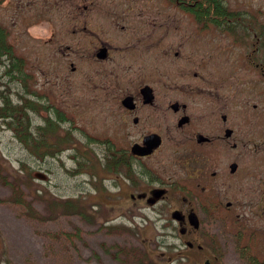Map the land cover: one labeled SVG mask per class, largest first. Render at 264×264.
Instances as JSON below:
<instances>
[{
	"label": "flooded vegetation",
	"instance_id": "obj_1",
	"mask_svg": "<svg viewBox=\"0 0 264 264\" xmlns=\"http://www.w3.org/2000/svg\"><path fill=\"white\" fill-rule=\"evenodd\" d=\"M145 1L156 8L151 14L132 12L125 0H120L119 11H103L120 23L119 28L109 26L119 41L115 47L105 41L86 51L99 63L90 70L95 82L86 75L74 82L79 51L69 45L61 51L71 66L56 88L61 101L70 100L84 119L94 105L101 113L99 136H90L99 154L92 146L84 147L83 166L86 162L85 168L97 171L102 180L104 175L113 176L112 192L106 191V184H97L102 204L128 201L131 207L154 214L152 219L134 215V220H163V228L181 242L175 264L263 262L264 133L258 135V130L264 127V10L226 4L205 10L202 0ZM78 6L70 0L69 12L77 13ZM171 10L180 16L179 23L187 18L194 27L183 31L180 24L157 17L158 11ZM99 11L94 12L101 17ZM125 15L126 24L121 23ZM144 21L146 25L137 27ZM88 31L82 26L70 35ZM186 37L193 42L183 53L176 47L180 43L173 44ZM21 60L25 62V57ZM24 76L19 74V94H26L19 96L18 118L35 129L41 144H52L51 151L44 146L35 154L52 155L62 144H73L72 149L79 151L77 142L71 141V128L61 127L73 118L64 116L52 94L29 89ZM160 84L178 88L173 100L158 89ZM240 93L252 95V115ZM229 94L245 116L244 136L232 125ZM57 128L68 132L61 134ZM235 204L246 217L234 215ZM216 220L229 234L237 259L226 255L220 237L209 231L208 223ZM170 245L167 254L176 249Z\"/></svg>",
	"mask_w": 264,
	"mask_h": 264
},
{
	"label": "rangeland",
	"instance_id": "obj_2",
	"mask_svg": "<svg viewBox=\"0 0 264 264\" xmlns=\"http://www.w3.org/2000/svg\"><path fill=\"white\" fill-rule=\"evenodd\" d=\"M69 1L0 0V25L6 29L12 54L18 58L25 57V62L18 68L20 71L14 75L24 74L30 84L29 89L36 87L52 94L50 98L64 112V116L73 118L67 119L61 127L71 128L74 135L71 141H76L75 145L80 146V150L76 151L72 149L73 144H62V148L52 155H36L35 149L24 145L5 119L0 117V264H175L181 242L163 228V220H140V217L134 220V215L152 219L154 214L151 209L133 208L128 201L102 204L97 184H106V191L110 193L109 183L113 176L104 175L102 180L97 171L85 168L86 162L83 166V162L87 161L80 155H86L84 147L92 146L99 154V146L90 136H99L101 113L100 108L94 105L84 119L80 117V114L84 115L82 110L73 109L70 100L61 101L63 97L56 88L59 87L60 78L68 76L71 68L66 58L61 56V51L68 45L79 51L74 82H79L84 75L90 77V83L95 82L90 70L91 66L98 68L99 63L88 57L86 51L96 49L100 42L108 41L112 47L118 44L119 39L112 35L109 26L119 28L120 23L102 13L119 11L122 7L119 6L120 0H72L79 5L75 13L69 12ZM221 1L228 8L264 10V0ZM187 2L192 3L193 0ZM125 3L133 8L132 12L140 10L151 14L156 10L145 0H125ZM83 4L91 8L82 11ZM97 9H100L98 13L101 17L94 12ZM158 12V18L180 24L183 31L188 32V28L194 27L187 18L179 23L180 16L175 10ZM127 18L125 15L121 23L126 24ZM146 24L144 21L137 27ZM82 26H87L89 31L77 33V36L70 35L72 30ZM191 41L186 37V41L180 39L173 46L180 43L176 47L179 46L186 53ZM57 81L58 84H54ZM21 85L16 77L4 74V67H0V107L5 101L12 106L18 105L19 96L26 94H19ZM158 89L173 100L172 96L178 88L160 84ZM183 93L188 94L187 90ZM240 95L252 115L253 103L249 101L252 95ZM232 96L229 94L227 99L229 106H233L232 125L244 136L245 116L234 106L237 101ZM30 100L36 99L30 96ZM38 120L36 117L35 123ZM57 130L62 131L61 134L68 132L60 128ZM29 132H32L29 136L34 140L35 129L31 127ZM262 133L264 127L260 125L258 135ZM90 140L92 143H89ZM50 146L52 144H46L51 151ZM66 199L78 200L81 209L66 213L50 204V201L57 204ZM233 213L246 217L240 205H236ZM203 219L213 220L209 217ZM219 223L220 220H216V223H208L207 227L220 237L225 254L237 259L238 251ZM170 244L175 245L176 249L172 254H167L166 246Z\"/></svg>",
	"mask_w": 264,
	"mask_h": 264
},
{
	"label": "trees",
	"instance_id": "obj_3",
	"mask_svg": "<svg viewBox=\"0 0 264 264\" xmlns=\"http://www.w3.org/2000/svg\"><path fill=\"white\" fill-rule=\"evenodd\" d=\"M223 5L224 4L221 0H202V7L205 10L223 7ZM191 9L193 10L194 8L191 7ZM12 51V47L7 40L6 29H4L0 25V67H4V74L8 76H14L17 80H19V76L14 75V73L20 71L19 69L22 66V60L21 58L13 56ZM7 65L10 67H8V70ZM18 113V105L12 106L10 104H7V102L5 101V104L0 107V117L4 118L8 127L14 130L17 138L28 148L35 149L36 153L40 148L46 146V144H41L38 141L37 137H34L35 139L33 140V137L29 136V134L32 135V132H29L30 127L28 126V122H26V124L23 123L18 118ZM50 204L57 208L60 207L61 209L65 210L66 213H74V210L81 209L80 202L76 199H66L58 201L57 204L50 201ZM253 264H264V261L255 262Z\"/></svg>",
	"mask_w": 264,
	"mask_h": 264
},
{
	"label": "water",
	"instance_id": "obj_4",
	"mask_svg": "<svg viewBox=\"0 0 264 264\" xmlns=\"http://www.w3.org/2000/svg\"><path fill=\"white\" fill-rule=\"evenodd\" d=\"M150 148L157 147V144H150L148 145Z\"/></svg>",
	"mask_w": 264,
	"mask_h": 264
}]
</instances>
